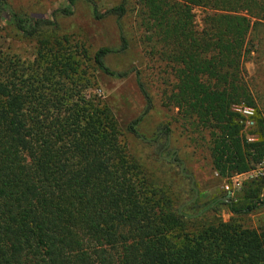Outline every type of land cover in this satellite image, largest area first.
<instances>
[{
  "label": "trees",
  "instance_id": "1",
  "mask_svg": "<svg viewBox=\"0 0 264 264\" xmlns=\"http://www.w3.org/2000/svg\"><path fill=\"white\" fill-rule=\"evenodd\" d=\"M75 1L55 12L71 15ZM82 1L95 20L115 18L120 48L101 47L91 56L99 73L115 79L133 72L111 71L104 58L127 47L119 20L134 2L149 55L173 78L164 104L206 133L217 176L242 174L264 158V118L248 143L231 111L254 106L244 80L245 40L255 23L264 24V0H120L103 13L93 0ZM193 8L204 11L199 26ZM1 15L24 38L55 27L53 20L16 14L6 0ZM37 44L31 62L0 52V264H264V224L217 221L184 230L185 221L218 205L234 217L264 208L262 180L200 207L193 194L170 210L165 194L153 191L127 156L105 104L84 94L90 83L69 56L68 41ZM140 117L125 131L143 141Z\"/></svg>",
  "mask_w": 264,
  "mask_h": 264
},
{
  "label": "rangeland",
  "instance_id": "2",
  "mask_svg": "<svg viewBox=\"0 0 264 264\" xmlns=\"http://www.w3.org/2000/svg\"><path fill=\"white\" fill-rule=\"evenodd\" d=\"M93 1L98 13L120 2ZM6 3L16 14L54 21L55 27L40 31L38 39L49 43L54 38L68 41L66 48L70 51L69 56L81 63V70L90 83L84 94L96 97L105 104L120 130L119 139L127 156L138 166L153 191L165 194L170 210L175 211L188 202L193 194L195 206L200 207L229 191L233 195L240 192L243 184L252 179L263 180L264 183V178L258 174L251 179L246 175L217 176L210 165L206 133L189 126L178 116L176 109L164 104V95L169 90V84H173V78L163 63L149 55L143 32L138 26L134 2L127 5L126 14L119 20L127 47L104 58L106 67L111 71L133 70L123 79L102 75L91 63V56L98 48H120L113 16L95 20L82 0L74 2L69 16L55 12L67 6L66 0H6ZM192 12L194 23L199 26L204 11L193 8ZM38 39L24 38L15 33L8 25L6 16H0L1 53L31 62L38 48ZM77 44H82V49H76ZM245 48L248 53L243 62L244 80L252 95L254 106L250 107L255 113L254 126L248 134L256 139V121L260 116L264 118V24L255 23L251 27ZM136 79H139L146 96L140 92ZM138 117L137 131L143 141L125 131V127ZM170 158L176 162H171ZM248 171L264 173V158L245 172ZM263 183L260 193L264 192ZM231 220L244 227L258 228L264 224V208L246 216L234 217L225 206L218 205L197 220L185 221L184 230L194 231L210 222Z\"/></svg>",
  "mask_w": 264,
  "mask_h": 264
},
{
  "label": "built area",
  "instance_id": "3",
  "mask_svg": "<svg viewBox=\"0 0 264 264\" xmlns=\"http://www.w3.org/2000/svg\"><path fill=\"white\" fill-rule=\"evenodd\" d=\"M231 111L239 117V124L241 125V132L244 134L245 141L248 143L253 142L255 140V137L249 135L248 131L252 129L254 126V115H255L254 109L252 107L243 104H237V105H232ZM257 174L260 176V178H264V173L257 171H248L242 174L235 175V177L246 175L247 178L251 179L253 177H256ZM263 188H264V183H263ZM227 194L233 195L231 191L227 192ZM261 195L264 196V192L261 193Z\"/></svg>",
  "mask_w": 264,
  "mask_h": 264
}]
</instances>
